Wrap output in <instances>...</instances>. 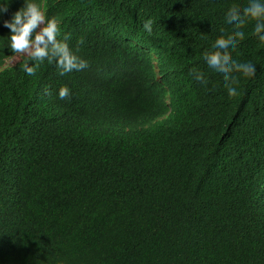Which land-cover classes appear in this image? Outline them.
Here are the masks:
<instances>
[{
    "label": "trees",
    "instance_id": "trees-1",
    "mask_svg": "<svg viewBox=\"0 0 264 264\" xmlns=\"http://www.w3.org/2000/svg\"><path fill=\"white\" fill-rule=\"evenodd\" d=\"M245 3H58L61 36L70 34L85 57L86 29L109 30L141 70L150 50L167 44L161 63L173 73L157 94L142 77L106 88L89 73L60 76L47 62L30 77L23 56L0 71V264H264V169L255 158L264 148V45L249 23L232 56L256 72L235 74L236 97L203 60L230 35L225 13ZM7 4L0 63L13 55L2 21L23 0H0ZM192 68L205 72L207 86ZM65 85L71 97L61 100ZM147 120L158 124L144 128ZM242 164L244 174H261L240 177Z\"/></svg>",
    "mask_w": 264,
    "mask_h": 264
},
{
    "label": "clouds",
    "instance_id": "clouds-1",
    "mask_svg": "<svg viewBox=\"0 0 264 264\" xmlns=\"http://www.w3.org/2000/svg\"><path fill=\"white\" fill-rule=\"evenodd\" d=\"M62 0H23V6L15 11L10 19L2 21L3 26L10 30L7 46L13 55H4V62L0 63V71L7 70L12 62L18 61L20 56L24 57L23 71L28 76H35L37 68L47 62L54 65L60 76H65L73 72L90 74V78L106 88L113 86L115 89L128 76L142 77L150 91L162 94L164 89H169L170 77L173 73L169 63L163 62L162 52L169 46L160 43L157 48L150 50L146 62V68L141 70L131 61L132 56L118 46L121 34L109 30H104L100 34H95L94 29H86L88 38L86 47L87 57L79 49L75 50L70 46V34L61 36L59 16L55 14L56 6ZM9 4V2H8ZM8 4L0 6V16L8 11ZM65 13H62V15ZM152 20L143 23V29L150 35L152 33ZM252 23L251 35L255 36L260 44L264 45V0H246L242 8H230L225 13L224 24L226 31L230 33L228 37L221 35L218 37L211 50L203 56L207 71L223 82L228 97H236L240 94V77L251 79L255 76V64L241 62L233 58L232 53L237 46L246 38L244 29ZM221 31H225L222 29ZM84 43L83 38L78 41V45ZM79 53V54H78ZM89 65L91 68L88 69ZM112 71L116 73L112 74ZM192 79L202 86H207L208 79L204 71L198 68L190 69ZM146 89V87H145ZM46 94L47 89L45 90ZM57 96L61 100L71 97V90L68 86H61L57 91ZM167 96L164 101L167 104ZM158 124L156 120L143 121L144 128ZM262 137L259 136V139ZM257 159L261 162V169H264V148H261ZM242 165L239 166L242 174L240 177L255 181L261 172L243 173ZM263 207V206H262Z\"/></svg>",
    "mask_w": 264,
    "mask_h": 264
}]
</instances>
